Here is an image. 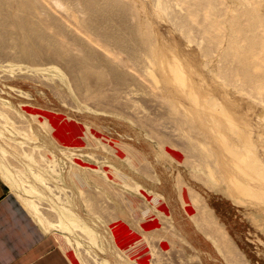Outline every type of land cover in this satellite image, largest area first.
<instances>
[{"label":"rangeland","instance_id":"1","mask_svg":"<svg viewBox=\"0 0 264 264\" xmlns=\"http://www.w3.org/2000/svg\"><path fill=\"white\" fill-rule=\"evenodd\" d=\"M164 58L232 108L250 194ZM0 173L74 264H264V0H0Z\"/></svg>","mask_w":264,"mask_h":264},{"label":"crops","instance_id":"2","mask_svg":"<svg viewBox=\"0 0 264 264\" xmlns=\"http://www.w3.org/2000/svg\"><path fill=\"white\" fill-rule=\"evenodd\" d=\"M196 237L205 240L199 233ZM207 244L209 255L198 248L205 264H224ZM0 264H74L57 237L43 228L1 173Z\"/></svg>","mask_w":264,"mask_h":264},{"label":"bare ground","instance_id":"3","mask_svg":"<svg viewBox=\"0 0 264 264\" xmlns=\"http://www.w3.org/2000/svg\"><path fill=\"white\" fill-rule=\"evenodd\" d=\"M163 66L164 69L170 73L171 80L173 83L179 88L180 90L186 89V94L193 98L195 103H199V109L204 113L206 116V120L204 121L205 124L208 126H211L216 129V132L218 136L222 140V160L221 162L225 165V170L227 172V178L231 182L233 193L232 195L237 200L240 198V194L242 192H247V194H250L251 185L247 183L248 178H253V173L248 171L246 168H244V164L240 158L237 157V154L234 155L233 147L231 145L230 139H229V131L233 129V126L235 124V121L232 117L233 111L231 107H226L224 104L213 97H209V93L207 91H202L198 86H196L193 77L191 76V72L189 69L186 68L185 65H183L179 60L174 61L169 58L163 59ZM207 92V93H206ZM208 96V97H207ZM203 98V99H202ZM216 98V97H215ZM34 114H39L35 116L37 119L38 116H42L44 114V111L34 110L32 111ZM23 121V120H22ZM40 122H43V118L39 119ZM24 122V121H23ZM21 130H24V132L29 135V132H33L31 127L27 124H25ZM57 130V129H56ZM243 132V131H241ZM61 133V132H60ZM58 136V135H57ZM245 139L248 145V150H253V137L251 135L245 134ZM59 140V138H58ZM233 162L238 167V169H241L243 172V176H239L235 173L234 170H232L229 165ZM255 164V163H253ZM250 166V165H248ZM46 166H43V169H45ZM34 170V168H33ZM36 171V170H34ZM48 171V168H47ZM51 171V170H50ZM36 174L37 179L40 182H46V178L44 175L39 171L34 172ZM264 179V178H263ZM23 190L26 193L31 194L33 197L39 196L38 193L36 194L35 188L31 184H27L25 181L22 182L20 185ZM34 188H32V187ZM82 188V185H81ZM37 206V205H36ZM38 211L41 210L40 207H38ZM72 219L70 223L65 221L64 219H56V220H49V222L54 225L56 228L59 229H71L72 225L75 227H81L82 224L78 221V219ZM83 227V226H82ZM60 240L62 241L61 244L64 245L66 250H70L69 247V238L65 235L59 236ZM70 253V252H69ZM72 259L73 253H70ZM139 264H146L147 259L146 258H140L137 257Z\"/></svg>","mask_w":264,"mask_h":264}]
</instances>
